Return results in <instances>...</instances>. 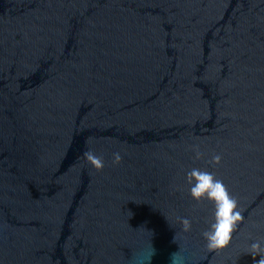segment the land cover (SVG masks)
Returning a JSON list of instances; mask_svg holds the SVG:
<instances>
[{
	"label": "water",
	"instance_id": "water-1",
	"mask_svg": "<svg viewBox=\"0 0 264 264\" xmlns=\"http://www.w3.org/2000/svg\"><path fill=\"white\" fill-rule=\"evenodd\" d=\"M176 251L264 264V0H0V264Z\"/></svg>",
	"mask_w": 264,
	"mask_h": 264
},
{
	"label": "clouds",
	"instance_id": "clouds-1",
	"mask_svg": "<svg viewBox=\"0 0 264 264\" xmlns=\"http://www.w3.org/2000/svg\"><path fill=\"white\" fill-rule=\"evenodd\" d=\"M118 160H119V156L117 155L116 161L118 162ZM93 162L96 164L97 168L101 167V163L98 158L94 160ZM228 208H229V205L227 204V202H225L224 210H219V209L217 210L216 219L213 225L211 226V230L209 232L203 233L207 241V247L209 249L218 248V247L223 246L226 243L228 234L231 230V227L233 226V221L240 218L238 213L230 217L228 213ZM188 227H189V224L186 221L185 230H187ZM153 252H154V249H152L151 255L153 254ZM151 255L149 256L147 260H150ZM170 264H180V261L178 260L177 251L171 254Z\"/></svg>",
	"mask_w": 264,
	"mask_h": 264
}]
</instances>
